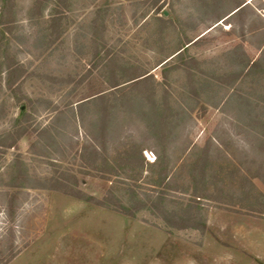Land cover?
<instances>
[{"label": "rangeland", "instance_id": "1", "mask_svg": "<svg viewBox=\"0 0 264 264\" xmlns=\"http://www.w3.org/2000/svg\"><path fill=\"white\" fill-rule=\"evenodd\" d=\"M34 4L0 0V264H264V0Z\"/></svg>", "mask_w": 264, "mask_h": 264}, {"label": "trees", "instance_id": "2", "mask_svg": "<svg viewBox=\"0 0 264 264\" xmlns=\"http://www.w3.org/2000/svg\"><path fill=\"white\" fill-rule=\"evenodd\" d=\"M4 1V10L6 9V7L8 6V0H3ZM48 0H35V4H34V8H41L43 4H45ZM68 0H57V3L58 4H62L63 2H67ZM242 5V4H241ZM241 5H239L238 7H240ZM139 75H136L135 77H133V79H136L138 78ZM19 135V134H18ZM38 184H40V186H47L45 183L41 182V181H37ZM55 188V187H53ZM67 192L68 194H71L73 196H76V197H79V198H84L86 201H93L95 202L96 204H99V205H103L104 204V201L103 200H98V199H95L93 198L92 196H87L85 195L83 192L79 191V190H73V191H65ZM106 201H108V198H106ZM123 208V212L125 214H129V215H133V212L130 211L129 209L125 208V207H121Z\"/></svg>", "mask_w": 264, "mask_h": 264}]
</instances>
